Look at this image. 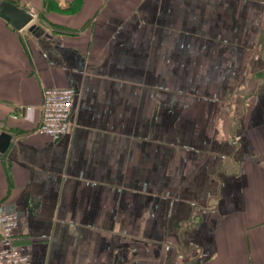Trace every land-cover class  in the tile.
Instances as JSON below:
<instances>
[{
    "label": "crops",
    "instance_id": "crops-1",
    "mask_svg": "<svg viewBox=\"0 0 264 264\" xmlns=\"http://www.w3.org/2000/svg\"><path fill=\"white\" fill-rule=\"evenodd\" d=\"M0 208L31 264H264V0H9ZM76 91L37 131L43 91Z\"/></svg>",
    "mask_w": 264,
    "mask_h": 264
},
{
    "label": "built area",
    "instance_id": "built-area-1",
    "mask_svg": "<svg viewBox=\"0 0 264 264\" xmlns=\"http://www.w3.org/2000/svg\"><path fill=\"white\" fill-rule=\"evenodd\" d=\"M76 91L70 87H47L43 91L41 118L37 131L57 138L71 125ZM17 215L0 208V264H31L29 256L16 243Z\"/></svg>",
    "mask_w": 264,
    "mask_h": 264
},
{
    "label": "water",
    "instance_id": "water-1",
    "mask_svg": "<svg viewBox=\"0 0 264 264\" xmlns=\"http://www.w3.org/2000/svg\"><path fill=\"white\" fill-rule=\"evenodd\" d=\"M0 14L18 30L27 27L30 32L35 33L39 28L28 8L19 7L9 0H0ZM10 139V134L3 131L0 132V155L7 149Z\"/></svg>",
    "mask_w": 264,
    "mask_h": 264
},
{
    "label": "rangeland",
    "instance_id": "rangeland-1",
    "mask_svg": "<svg viewBox=\"0 0 264 264\" xmlns=\"http://www.w3.org/2000/svg\"><path fill=\"white\" fill-rule=\"evenodd\" d=\"M38 25V24H37Z\"/></svg>",
    "mask_w": 264,
    "mask_h": 264
}]
</instances>
